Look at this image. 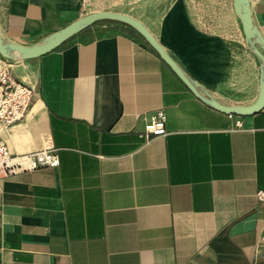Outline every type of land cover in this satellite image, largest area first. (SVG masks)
<instances>
[{"label": "crops", "instance_id": "obj_1", "mask_svg": "<svg viewBox=\"0 0 264 264\" xmlns=\"http://www.w3.org/2000/svg\"><path fill=\"white\" fill-rule=\"evenodd\" d=\"M247 5L264 38V0ZM115 6L100 11L140 21L211 98L254 103L260 61L231 0ZM93 12L83 0H0V38L32 46ZM4 64L33 98L0 140L14 155L49 144L58 163L0 173V264H264V109H212L124 24ZM157 111L166 134L145 136Z\"/></svg>", "mask_w": 264, "mask_h": 264}, {"label": "water", "instance_id": "obj_2", "mask_svg": "<svg viewBox=\"0 0 264 264\" xmlns=\"http://www.w3.org/2000/svg\"><path fill=\"white\" fill-rule=\"evenodd\" d=\"M233 13L237 17L243 41L251 53L260 61L258 77V93L253 104L249 106L223 105L211 98L205 91L189 79L175 64L171 57L159 45L147 28L138 20L126 14L108 11H97L86 14L72 21L65 27L45 36L39 43L24 46L17 43L5 42L0 38V57L11 60L14 58L28 60L37 58L64 43L66 40L89 27L95 22L111 21L124 24L133 29L153 49L163 63L185 85V87L200 101L212 109L228 115L246 116L264 109V38L252 25L249 18L247 0H231Z\"/></svg>", "mask_w": 264, "mask_h": 264}, {"label": "built area", "instance_id": "obj_3", "mask_svg": "<svg viewBox=\"0 0 264 264\" xmlns=\"http://www.w3.org/2000/svg\"><path fill=\"white\" fill-rule=\"evenodd\" d=\"M33 90L19 82L11 74L9 66L0 67V126L10 128L22 121L31 105ZM239 126V123H237ZM145 136L165 135L164 116L157 111L144 128ZM51 145L22 155L12 154L0 140V173L9 176L18 172L32 171L42 167H56L57 157ZM258 203H264V192H257Z\"/></svg>", "mask_w": 264, "mask_h": 264}, {"label": "rangeland", "instance_id": "obj_4", "mask_svg": "<svg viewBox=\"0 0 264 264\" xmlns=\"http://www.w3.org/2000/svg\"><path fill=\"white\" fill-rule=\"evenodd\" d=\"M124 2L125 0H83V6L85 11H100L108 9H117L115 4ZM202 12V21L205 22V20H207L208 18L205 15V11L202 10ZM209 19L211 18L209 17ZM209 19L206 22H209Z\"/></svg>", "mask_w": 264, "mask_h": 264}, {"label": "trees", "instance_id": "obj_5", "mask_svg": "<svg viewBox=\"0 0 264 264\" xmlns=\"http://www.w3.org/2000/svg\"><path fill=\"white\" fill-rule=\"evenodd\" d=\"M101 23H108V24H116V25H121L118 22H111V21H100V22H95L93 23L91 26L95 25V24H101Z\"/></svg>", "mask_w": 264, "mask_h": 264}]
</instances>
